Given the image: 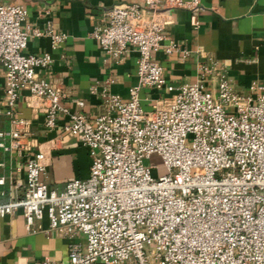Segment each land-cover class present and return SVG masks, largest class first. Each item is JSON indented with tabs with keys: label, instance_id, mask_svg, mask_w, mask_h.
Masks as SVG:
<instances>
[{
	"label": "built area",
	"instance_id": "obj_1",
	"mask_svg": "<svg viewBox=\"0 0 264 264\" xmlns=\"http://www.w3.org/2000/svg\"><path fill=\"white\" fill-rule=\"evenodd\" d=\"M171 9L188 12L196 25L199 0H140L103 13L91 37L115 64L133 49L135 83L121 99L109 92L113 79L106 78L98 93L103 110L89 121L81 112L68 113L62 95L38 77L50 56L22 53L29 37H47L56 46L66 35L49 23L22 30L26 11L0 4V114L10 124L0 130V150L19 154L27 148V120L14 116L18 93L26 91L45 129L68 113L61 131L89 157L87 175L59 189L43 179L48 157L40 150L25 160L21 179L0 174V217L20 209L29 232L45 215L56 234L82 235V243H68L64 264H264V87L236 94L223 68L211 61L197 68L195 82L153 99L148 109L141 106L140 90L165 89L152 54L161 48L167 55H188L163 34ZM152 152L166 171L157 177L149 172L154 166L142 164ZM11 190L18 193L11 196Z\"/></svg>",
	"mask_w": 264,
	"mask_h": 264
},
{
	"label": "crops",
	"instance_id": "obj_2",
	"mask_svg": "<svg viewBox=\"0 0 264 264\" xmlns=\"http://www.w3.org/2000/svg\"><path fill=\"white\" fill-rule=\"evenodd\" d=\"M131 3L140 4V0H0V4L17 5L26 11L22 30H42L49 23L53 32L66 35L56 46H52L47 37H29L22 53L50 56L49 66L37 70L38 77L62 95L59 102L68 113L81 112L89 121L103 110L98 93L106 78L113 79L107 87L109 92L121 99H126L127 89L135 83L133 49L129 48L115 64L91 37L93 29L102 24L106 10ZM165 14L171 24L163 34L188 55H167L161 48L152 54V59L163 69L165 89L140 90L139 99L144 109H148L155 98L169 97L171 90L179 85L195 82L197 68L208 67L211 61L223 68L236 94H248L253 85L264 87V0H199V9L194 14L195 26L191 25L186 11L171 9ZM90 87H95V93H89ZM4 98L0 66V108H3ZM77 101L81 105H77ZM68 113H59L54 127L45 129L42 116L26 91H20L14 116L27 120L23 128L27 148L19 154L0 150L3 162L0 174L21 179L25 160L40 150L48 157L43 179L50 187L59 189L67 180L85 177L89 166L87 149L72 135L61 131V126L69 122ZM9 127L8 118L0 114V130ZM9 185L6 180L2 188L7 192ZM16 193L9 192L11 196ZM33 227V232L25 229L20 209L0 217V264H43L44 259L64 264L68 243L83 242L80 234L68 238L49 230L45 215L34 220Z\"/></svg>",
	"mask_w": 264,
	"mask_h": 264
},
{
	"label": "rangeland",
	"instance_id": "obj_3",
	"mask_svg": "<svg viewBox=\"0 0 264 264\" xmlns=\"http://www.w3.org/2000/svg\"><path fill=\"white\" fill-rule=\"evenodd\" d=\"M142 164L143 166H147V167L154 166V167H150V170H149L150 175L152 177H157L166 172L165 168L161 164L160 157L157 153H154V152L150 153L146 158L142 160Z\"/></svg>",
	"mask_w": 264,
	"mask_h": 264
}]
</instances>
